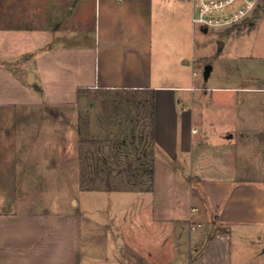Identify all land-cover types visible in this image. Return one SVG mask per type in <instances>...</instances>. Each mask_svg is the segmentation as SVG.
<instances>
[{
	"label": "crops",
	"instance_id": "obj_1",
	"mask_svg": "<svg viewBox=\"0 0 264 264\" xmlns=\"http://www.w3.org/2000/svg\"><path fill=\"white\" fill-rule=\"evenodd\" d=\"M177 6L171 0H0V107L72 104L86 90L148 93L157 151L153 191L126 192L148 195L152 204L143 217L140 211L117 221L119 229L127 225L130 239H116V254L93 237L85 246L84 229L96 235L97 227L78 210L5 209L0 264H147L137 252L157 254L166 264H255L264 254V130L256 127L250 141L247 124L233 130L208 123L216 108L237 109L243 118V87L212 85L202 93L194 87L197 80L264 78L243 72L253 61L243 56L217 57L208 79L195 70L185 78L190 63L168 45L166 33L165 18ZM157 17L164 21L159 27ZM141 228L144 242L135 236ZM238 247L242 256L235 255Z\"/></svg>",
	"mask_w": 264,
	"mask_h": 264
},
{
	"label": "rangeland",
	"instance_id": "obj_2",
	"mask_svg": "<svg viewBox=\"0 0 264 264\" xmlns=\"http://www.w3.org/2000/svg\"><path fill=\"white\" fill-rule=\"evenodd\" d=\"M171 3L178 5V9L168 12L165 18L167 40L178 52L182 50L183 63H190L184 66L185 78L193 70L204 77L206 66L216 63L221 56L252 59L243 72L264 78V0H247L243 9L249 6L250 11L243 22L226 29L210 27L207 33L193 24L190 2L171 0ZM174 15L176 19L172 18ZM156 19L159 27L164 21ZM205 81L194 82L201 93L212 85L243 87L247 98L243 100V118L237 117V109L216 108L211 111L208 123L223 129L231 126L233 130L247 124L246 134L254 141L255 128L262 126L264 130V80ZM152 115V96L128 90H86L79 94L77 102L65 105H50L42 100L32 106L0 107V211L78 210L97 227L96 235L84 229L85 246L92 243L93 237L94 244L106 243L108 246L101 244L104 251L116 254L119 245L116 239L124 238L126 243L130 239L127 225L119 229L117 221L128 220L152 204L148 195L126 193L154 189L157 151L153 144ZM105 229L109 231L106 236L102 234ZM144 233L141 228L135 234L139 242L146 240ZM258 248L262 249V245ZM242 253L241 248H235V255ZM156 255L150 258L148 253H134L147 264L167 263L155 259ZM253 256L252 250L246 251L249 260ZM255 259V264H264V254Z\"/></svg>",
	"mask_w": 264,
	"mask_h": 264
},
{
	"label": "built area",
	"instance_id": "obj_3",
	"mask_svg": "<svg viewBox=\"0 0 264 264\" xmlns=\"http://www.w3.org/2000/svg\"><path fill=\"white\" fill-rule=\"evenodd\" d=\"M193 9L192 22L200 29L230 28L243 22L250 7L243 9L247 0H187ZM253 7V6H252ZM251 7V9H252Z\"/></svg>",
	"mask_w": 264,
	"mask_h": 264
},
{
	"label": "water",
	"instance_id": "obj_4",
	"mask_svg": "<svg viewBox=\"0 0 264 264\" xmlns=\"http://www.w3.org/2000/svg\"><path fill=\"white\" fill-rule=\"evenodd\" d=\"M203 31L207 33L208 32V29L205 28V29H203ZM211 70H212V66L211 65L206 66L205 72H204L205 79H208L209 78V75L211 73Z\"/></svg>",
	"mask_w": 264,
	"mask_h": 264
}]
</instances>
